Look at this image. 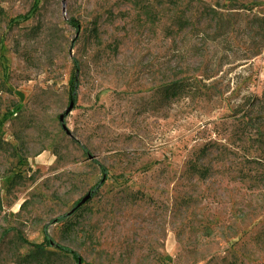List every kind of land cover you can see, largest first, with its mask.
Masks as SVG:
<instances>
[{
  "label": "rangeland",
  "instance_id": "rangeland-1",
  "mask_svg": "<svg viewBox=\"0 0 264 264\" xmlns=\"http://www.w3.org/2000/svg\"><path fill=\"white\" fill-rule=\"evenodd\" d=\"M0 264H264V0H0Z\"/></svg>",
  "mask_w": 264,
  "mask_h": 264
},
{
  "label": "trees",
  "instance_id": "trees-1",
  "mask_svg": "<svg viewBox=\"0 0 264 264\" xmlns=\"http://www.w3.org/2000/svg\"><path fill=\"white\" fill-rule=\"evenodd\" d=\"M79 87V80L77 78V76H75V78L73 80H71L70 82V88H69V93L72 99H75L77 96V90ZM185 87V85L180 81L176 84L171 85L170 87L166 88V94L167 95H176L178 93L179 90L183 89ZM43 254L37 253V256H34L35 258L39 257V258H43L44 256H42ZM77 260L80 262V257L77 256Z\"/></svg>",
  "mask_w": 264,
  "mask_h": 264
},
{
  "label": "water",
  "instance_id": "water-1",
  "mask_svg": "<svg viewBox=\"0 0 264 264\" xmlns=\"http://www.w3.org/2000/svg\"><path fill=\"white\" fill-rule=\"evenodd\" d=\"M73 108V105H71L68 109H67V113L70 112V110ZM63 115H61V120L63 119ZM89 198V195L86 196L85 198H83L82 202H85L87 199Z\"/></svg>",
  "mask_w": 264,
  "mask_h": 264
}]
</instances>
